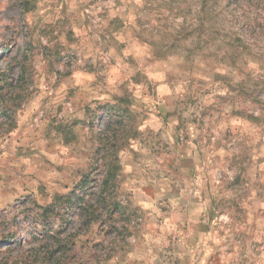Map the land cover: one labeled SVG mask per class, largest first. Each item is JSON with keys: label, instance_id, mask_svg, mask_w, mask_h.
<instances>
[{"label": "rangeland", "instance_id": "374dc122", "mask_svg": "<svg viewBox=\"0 0 264 264\" xmlns=\"http://www.w3.org/2000/svg\"><path fill=\"white\" fill-rule=\"evenodd\" d=\"M0 264H264V0H0Z\"/></svg>", "mask_w": 264, "mask_h": 264}, {"label": "trees", "instance_id": "16d2710c", "mask_svg": "<svg viewBox=\"0 0 264 264\" xmlns=\"http://www.w3.org/2000/svg\"><path fill=\"white\" fill-rule=\"evenodd\" d=\"M234 4H238L239 0H228V6L231 5V3ZM204 13H206V11H204ZM201 20H203V18H200ZM120 110V107H118ZM113 110V108H109V114H111V111ZM127 109L121 110L120 112L122 113V118L118 121H114L116 122V124L118 125L117 127H115L116 129H111L110 132H107L104 135L105 140H109L112 139L114 142L112 144V149L114 148L115 151V155L113 157V159H108L107 161H104L102 164V169H100L101 171V179L99 180V188H100V192H99V197L101 198V203H99L97 205V207L99 208H108V210H110V212L112 211L117 212V210H119L120 208V204L115 200V199H111V200H105L104 197H108L110 193V191H113L116 187V171H117V165L116 162L118 161L117 158V151L121 148V144L119 142L120 138L117 135L119 132L125 131V126L122 124V119L124 118V116L127 113ZM113 116V120H114V115ZM250 121H258V119L256 117L250 116L249 117ZM121 126V128H120ZM111 143V142H110ZM103 152H105L104 154H107V150H103ZM240 181V176L236 177L234 179V184H237ZM83 182H86V180H84ZM84 184V183H83ZM72 198L68 197L67 201H70ZM208 223V222H207Z\"/></svg>", "mask_w": 264, "mask_h": 264}]
</instances>
